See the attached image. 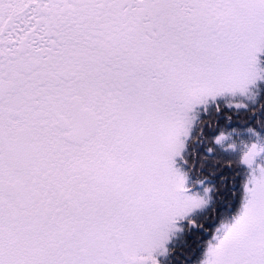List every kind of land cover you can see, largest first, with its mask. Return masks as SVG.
I'll return each instance as SVG.
<instances>
[{
    "label": "snow or ice",
    "instance_id": "1",
    "mask_svg": "<svg viewBox=\"0 0 264 264\" xmlns=\"http://www.w3.org/2000/svg\"><path fill=\"white\" fill-rule=\"evenodd\" d=\"M0 264H264V0H0Z\"/></svg>",
    "mask_w": 264,
    "mask_h": 264
}]
</instances>
